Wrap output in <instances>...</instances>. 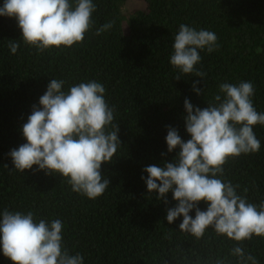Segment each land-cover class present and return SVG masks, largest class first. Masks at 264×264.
I'll use <instances>...</instances> for the list:
<instances>
[{
    "label": "trees",
    "instance_id": "trees-1",
    "mask_svg": "<svg viewBox=\"0 0 264 264\" xmlns=\"http://www.w3.org/2000/svg\"><path fill=\"white\" fill-rule=\"evenodd\" d=\"M127 0H93V24L81 42L39 51L25 44L15 17L0 16V214L5 209L34 213V220L62 222V245L71 255L80 253L84 264H238L231 249L240 246L264 264V236L235 241L206 228L197 239L181 231L183 217L171 224L167 209L174 207L148 193L146 166L172 162L179 149L168 152L167 126L186 132L184 100L207 107L227 82L250 81L253 105L264 112V0H140L144 9L123 14ZM75 6V0H69ZM4 0H0L3 6ZM108 22L111 29L97 35ZM180 24L206 29L219 45L209 53L199 50L195 66L206 75L183 74L171 65L174 36ZM19 44L15 54L8 44ZM180 75L179 80L175 79ZM51 79L63 80L62 90L95 80L104 85L105 100L119 124L113 160L102 164L110 185L95 199L72 190L68 177L58 172L14 168L8 153L26 143L22 126ZM203 89L201 95L193 83ZM112 130V126H108ZM260 150L229 157L222 181L238 185L248 203H264V125L253 126ZM162 153L164 155H162ZM247 190V191H245ZM201 210L207 203L199 202ZM195 217V209L190 212ZM0 264H13L0 249Z\"/></svg>",
    "mask_w": 264,
    "mask_h": 264
},
{
    "label": "clouds",
    "instance_id": "clouds-1",
    "mask_svg": "<svg viewBox=\"0 0 264 264\" xmlns=\"http://www.w3.org/2000/svg\"><path fill=\"white\" fill-rule=\"evenodd\" d=\"M95 10L93 0H75V6L69 0H4L0 16L15 17L24 43L43 51L83 41ZM113 23L104 24L96 34L111 29ZM218 46L214 32L180 24L170 63L180 73L203 78L206 73L195 67L201 61L199 50L206 48L211 53ZM8 47L15 54L19 44L9 40ZM197 83H193V90L201 95L203 89L197 88ZM63 84V80H50L39 106L33 105L22 126L26 143L8 155L15 169L24 172L36 165L47 174L58 172L69 178L74 192L95 199L110 185L102 164L111 162L121 145L119 124H113L115 109L105 100L106 89L100 82H81L67 92L62 90ZM219 92L223 96L215 95L204 108L184 100L185 128L191 138L184 141L178 129L167 126L168 152L179 151L172 162L146 166L143 171L148 175L142 179L148 193L155 192L156 198L165 203L167 193L172 191L177 204L167 209L169 224L182 216L179 229L197 239L211 226L217 234L243 241L253 234L264 236V203L258 209L237 193L238 185L218 177L223 175L229 157L260 150L253 126L264 125V112L253 105L250 81L221 83ZM201 201L207 203L206 210L198 206ZM193 209L194 218L190 215ZM62 228L59 219L36 222L32 211L25 214L5 209L0 214V249L13 264H84L80 253L71 255L63 247ZM230 254L237 257L238 264H258L256 257L240 246ZM215 264L224 261L218 259Z\"/></svg>",
    "mask_w": 264,
    "mask_h": 264
},
{
    "label": "rangeland",
    "instance_id": "rangeland-1",
    "mask_svg": "<svg viewBox=\"0 0 264 264\" xmlns=\"http://www.w3.org/2000/svg\"><path fill=\"white\" fill-rule=\"evenodd\" d=\"M144 8L145 4L140 0H127L123 6L122 11L125 16H128L131 12Z\"/></svg>",
    "mask_w": 264,
    "mask_h": 264
}]
</instances>
